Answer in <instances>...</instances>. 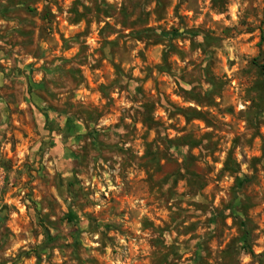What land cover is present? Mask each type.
<instances>
[{"label":"rangeland","instance_id":"1","mask_svg":"<svg viewBox=\"0 0 264 264\" xmlns=\"http://www.w3.org/2000/svg\"><path fill=\"white\" fill-rule=\"evenodd\" d=\"M261 65L264 0H0V264H264Z\"/></svg>","mask_w":264,"mask_h":264},{"label":"trees","instance_id":"2","mask_svg":"<svg viewBox=\"0 0 264 264\" xmlns=\"http://www.w3.org/2000/svg\"><path fill=\"white\" fill-rule=\"evenodd\" d=\"M260 70L262 71V73H263V75H264V65H261L260 67ZM249 254L254 258V257H256L254 254H253V252L250 250V252H249Z\"/></svg>","mask_w":264,"mask_h":264}]
</instances>
